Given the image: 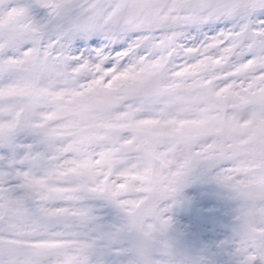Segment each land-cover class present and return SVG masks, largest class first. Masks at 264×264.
Masks as SVG:
<instances>
[{
	"label": "snow or ice",
	"instance_id": "1",
	"mask_svg": "<svg viewBox=\"0 0 264 264\" xmlns=\"http://www.w3.org/2000/svg\"><path fill=\"white\" fill-rule=\"evenodd\" d=\"M0 264H264V0H0Z\"/></svg>",
	"mask_w": 264,
	"mask_h": 264
},
{
	"label": "rangeland",
	"instance_id": "2",
	"mask_svg": "<svg viewBox=\"0 0 264 264\" xmlns=\"http://www.w3.org/2000/svg\"><path fill=\"white\" fill-rule=\"evenodd\" d=\"M183 223V221H181Z\"/></svg>",
	"mask_w": 264,
	"mask_h": 264
}]
</instances>
